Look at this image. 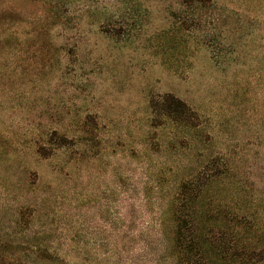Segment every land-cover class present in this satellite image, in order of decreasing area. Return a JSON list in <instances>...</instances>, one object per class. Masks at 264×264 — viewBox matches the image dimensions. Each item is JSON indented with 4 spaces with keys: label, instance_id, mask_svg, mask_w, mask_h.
Listing matches in <instances>:
<instances>
[{
    "label": "rangeland",
    "instance_id": "rangeland-1",
    "mask_svg": "<svg viewBox=\"0 0 264 264\" xmlns=\"http://www.w3.org/2000/svg\"><path fill=\"white\" fill-rule=\"evenodd\" d=\"M165 94L196 127L151 113ZM211 161L207 198L264 245V0H0V255L168 264L167 201Z\"/></svg>",
    "mask_w": 264,
    "mask_h": 264
},
{
    "label": "trees",
    "instance_id": "trees-1",
    "mask_svg": "<svg viewBox=\"0 0 264 264\" xmlns=\"http://www.w3.org/2000/svg\"><path fill=\"white\" fill-rule=\"evenodd\" d=\"M189 1L203 4L206 0ZM220 42L227 44L226 41ZM205 44L210 49L213 48L210 39L206 38ZM149 109L153 115L165 116L175 123L191 127L198 124V117L188 104L171 94L151 99ZM87 125L91 127V131L85 133L93 134L95 120L88 117L83 126ZM40 137L43 143L36 147L35 154L44 162L51 161L59 150L73 144L71 139L55 130ZM215 168V163L211 161L182 180L168 199L166 218L169 225L164 232L166 242L161 251L164 256L160 261H167L168 264L264 263V245L254 246L247 239V234L250 236L251 233L246 225L247 218L237 212H223L207 198V192L220 176ZM251 229L253 236L256 229L252 223ZM7 248L8 244H5L2 250H8ZM54 250L52 243L43 241L39 245L24 247V251H29L28 258H24V261L0 255V264H68Z\"/></svg>",
    "mask_w": 264,
    "mask_h": 264
}]
</instances>
